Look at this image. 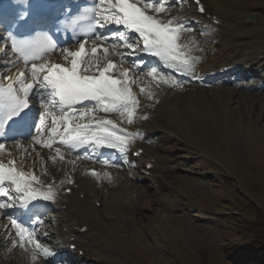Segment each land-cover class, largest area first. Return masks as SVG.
<instances>
[{
    "label": "rangeland",
    "instance_id": "rangeland-1",
    "mask_svg": "<svg viewBox=\"0 0 264 264\" xmlns=\"http://www.w3.org/2000/svg\"><path fill=\"white\" fill-rule=\"evenodd\" d=\"M259 19L252 25V36L264 42V25L260 26ZM252 77L257 88L227 83L206 88L208 110H199L202 103L197 98L192 101L195 107L178 103L179 124L163 108L158 130L148 139L161 161L151 175L143 172L142 162L130 164L137 196L122 188L126 183L112 186L109 182L102 185L103 191L97 189L98 201L92 203L108 220L92 217L88 221L94 236L87 244L98 248L101 258L71 264H236L235 246L264 240V82ZM219 87L230 91L224 95L214 92ZM227 94L230 98L226 99ZM114 207L122 216H107L114 215ZM51 221L45 222L39 235L56 246L59 226ZM7 245L8 241L0 245L5 254L1 264L38 261H27L19 251L14 254L17 246Z\"/></svg>",
    "mask_w": 264,
    "mask_h": 264
},
{
    "label": "bare ground",
    "instance_id": "bare-ground-1",
    "mask_svg": "<svg viewBox=\"0 0 264 264\" xmlns=\"http://www.w3.org/2000/svg\"><path fill=\"white\" fill-rule=\"evenodd\" d=\"M199 3H202L205 7L203 14L196 12L198 7L196 0H166L165 11L160 13L150 12L152 15H156L164 21L174 18L178 24L183 25L185 30L180 33L179 43L187 45V48L184 50L188 51L190 56L199 58L195 64V74L188 73L187 76L189 80L187 82H182V79L177 76L173 77L171 73H167L165 69L166 66L161 60L151 64L152 67H150L148 71H139L130 62V59L136 55L142 57L139 53L140 49L137 47L136 52L130 53L131 49L135 48L134 45H132V48H128L126 44L123 45V47L116 48V43L110 42H115L119 38L116 39L117 37H114L112 33L109 34L107 30L105 32L109 34L111 38L110 41L106 43H104V41H97V44L104 43L102 49L98 48L96 54H91L90 50L92 43L87 48L89 55L85 57V64L82 65V67L89 64L95 65L96 62L102 67L108 60H111L122 68H127L130 79L134 81L130 87L132 92L136 95L139 104L131 124L128 123L126 113L125 115H121V112L118 111L105 112L104 109L98 105L86 107L92 109L87 115L82 116L76 112L72 120L74 123L82 125L90 122L95 123L96 120L100 119L112 120L116 125V129L114 130L119 131L122 135L125 132L130 134L131 143L128 146L129 160L127 161V157L124 159V161L127 162L126 171H124V168H116L110 165L106 160L101 159V156H105L102 150L95 149L92 154L73 155L63 147L52 144V139L48 137L47 132L37 137V140L32 139V136L35 135L33 134L25 141L6 145L4 154L0 157L3 158L5 162H7L8 159H15L18 168L35 174L45 187L47 185L54 186L56 199L50 202V208L51 212L55 214L54 224L60 225V229L65 228V231L60 230L59 232L60 239L63 240V243L66 244L67 247L70 244H75V249L83 250L81 257L84 260L89 257L95 260L99 258L96 250L89 249L86 246V242H82V239L88 238L90 235V230L86 225L88 219L92 216H96L101 220L105 219V214L91 205V199H94L96 195V189L93 186L95 184L93 182L100 183V186L102 184L107 185L109 182H112V186L113 184L121 185V183H126L123 187L131 189L128 191L137 196L135 193L136 187L130 184L132 179L130 180L127 175V172L130 171L128 163L130 160L135 161L142 159L143 165L152 160V163L156 165L161 161L158 156L154 155L153 148L144 146V139L148 137L147 135L150 130L155 131L158 129L157 121L164 114L163 108L166 107L171 111L173 116L178 119V124L182 118L180 116L182 113L177 108V104L180 102L182 103L185 101V103L189 105L192 104L191 106L195 107L192 101H195L197 98L196 102L202 103V107L199 108V110H208L209 103L205 100L209 94H207L205 87L214 83L215 77H219L221 74L223 79H229L240 75L246 72V70L258 68L260 66V60L264 59V42L260 43L252 36L254 30L252 25H256V21L248 23L246 20L248 16L255 18L260 16V26L264 25V0H199ZM203 23L206 24L204 30H202L200 26ZM0 37H2L1 32ZM5 46L6 44L0 39V47ZM67 48L74 50L72 47ZM105 48L108 49L107 53L104 52ZM124 49L127 50L125 51ZM62 50L55 51L38 63L51 61L67 65ZM117 57H123V63L117 61ZM142 60L144 63L147 61L149 62V59H144L143 57ZM7 61H11V63H6ZM243 67L245 68L241 70ZM19 68H24L22 70L26 71L27 74V69L30 68V66L23 67L19 65L18 61L9 54L8 50L0 52V73L11 75ZM152 68L157 69L154 75H150ZM8 69H11V71L9 72ZM111 71L119 77V71L117 69ZM93 73L98 74L94 66L89 74ZM161 74L164 75V80L161 79ZM194 76L197 77V81L195 82L191 81V78ZM176 81L180 82V84L176 83ZM142 88L144 89L143 92L141 91ZM229 91L230 90L227 88L214 90V92L218 94H226L229 93ZM34 96L37 98L35 94ZM45 96H47V93H45ZM229 96L230 94H227L226 99ZM40 110H43L42 104ZM53 111L58 121L56 127L58 133H60L58 125L61 123L59 117L68 113L67 111L61 113L57 106ZM144 113H146L145 116H143ZM144 117H147V119ZM49 124H51L50 120ZM181 124L183 125L182 122ZM41 141H43V143H41ZM45 144H51L52 147H46ZM139 147L143 149L142 154H140L138 158L132 159L131 153ZM57 148L60 149L59 153L56 152ZM8 152L12 153L11 157L8 156ZM109 155L112 158L125 157H122L121 154L116 152H112ZM92 168L99 171L98 175L94 176L88 173V170ZM108 174L111 175L110 180ZM69 181H72V183H69ZM66 189H70L69 193L65 192ZM80 195L83 196L82 199ZM114 200L115 197L113 201ZM7 202L10 203V201ZM12 208L19 209L20 211L18 212L21 214L24 212L19 208L18 204L17 207ZM9 210L12 209L6 208L0 210V244L7 241L8 238L13 237L10 236V233L8 237H6L7 232L11 230L14 232V228L12 227L7 228V230L5 229V226L10 224L9 216L17 219V221L19 218L18 212H13V214L9 212ZM112 212H114V215H121L118 207L112 208ZM108 231L109 230L105 228V232ZM71 236H74L73 241H70ZM15 241L16 240L13 242ZM10 245V247H13L14 243ZM3 254L4 253L0 252V256ZM37 259L40 261L38 262L39 264H45V258L42 253H37Z\"/></svg>",
    "mask_w": 264,
    "mask_h": 264
},
{
    "label": "snow or ice",
    "instance_id": "snow-or-ice-1",
    "mask_svg": "<svg viewBox=\"0 0 264 264\" xmlns=\"http://www.w3.org/2000/svg\"><path fill=\"white\" fill-rule=\"evenodd\" d=\"M196 2L199 4V0ZM42 7V4L34 3V0H8L5 8L12 11L9 27L26 22L34 14L41 15ZM165 10V0H98V3L86 7L73 23L91 17L98 28H105L109 24L123 25L125 29L138 33L143 40V50L159 57L166 67L181 74L194 75L195 64L199 58L190 56L188 51L184 50L187 45L179 43L180 33L185 30L183 25L178 24L174 18L164 21L150 14ZM200 11H204L203 7ZM0 14L8 18L4 8H0ZM118 38L123 40L128 48L133 47L128 43V37L124 33H120ZM106 39L107 37L102 34L97 35L92 41L91 54H96L98 51L97 41L103 42ZM7 40L10 43L0 47V52L10 49L12 53L18 54L23 59L25 65L29 62L31 64L27 74L20 69L11 75L0 73V141L7 138L9 129L22 131L25 128H34L36 135L32 136L33 140H37V137L46 131L50 134H59L56 127L58 121L53 111L57 105L61 113H64L65 108L69 110L68 114L59 117L60 123L66 126L67 131V125H70L76 112L83 116L92 111L91 108H75V105L83 101H95L105 112L118 111L121 115L126 113L128 123H132L139 101L130 87L134 81L130 79L127 68H122L111 60L102 67L98 62L95 65L82 67L85 64V57L89 55L86 41L80 42L76 50L63 48L66 65L51 61L35 62L57 48V42L47 33L20 38L16 33L8 31ZM107 51L108 49L105 48L104 52ZM123 60L122 57L121 63ZM93 66L98 74H89ZM113 69L119 71V77L112 73ZM8 71L10 72L11 69ZM156 72L157 69L152 68L150 75ZM161 79H165L163 74ZM141 91L143 92L144 89L142 88ZM33 93L42 104L43 110L37 109L33 112L31 103ZM114 129L116 125L112 120H96L94 125L76 124L73 130L75 134L61 135L60 142L74 147L80 143L93 141L98 145L127 153L131 143L130 134L125 132L122 135ZM45 146L52 147L51 144ZM5 148V143L0 142V157L3 156ZM56 152L59 153L60 149L57 148ZM8 156L11 157L12 153L8 152ZM92 174L96 175L95 172ZM5 182L9 187H4ZM0 197L10 201V203L0 202V209L17 207L18 204L26 214L30 213L34 217L30 219V224H40L43 222L40 219L43 213L39 202L55 201L56 191L53 185L45 187L35 174L18 168L15 159H8L5 162L0 158ZM9 220L10 224L6 225L5 229L14 228V234L18 237V240L13 242L14 247L26 248L30 245L31 248L27 250L32 252L33 260L37 259V253H42L47 264H55L56 253L36 238L34 227H27L11 216Z\"/></svg>",
    "mask_w": 264,
    "mask_h": 264
},
{
    "label": "trees",
    "instance_id": "trees-1",
    "mask_svg": "<svg viewBox=\"0 0 264 264\" xmlns=\"http://www.w3.org/2000/svg\"><path fill=\"white\" fill-rule=\"evenodd\" d=\"M251 205H254L251 203ZM236 264H264V240H257L243 246H235Z\"/></svg>",
    "mask_w": 264,
    "mask_h": 264
}]
</instances>
